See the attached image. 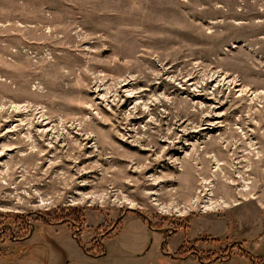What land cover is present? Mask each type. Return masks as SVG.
<instances>
[{
    "label": "rangeland",
    "instance_id": "1",
    "mask_svg": "<svg viewBox=\"0 0 264 264\" xmlns=\"http://www.w3.org/2000/svg\"><path fill=\"white\" fill-rule=\"evenodd\" d=\"M259 241L264 0H0V264Z\"/></svg>",
    "mask_w": 264,
    "mask_h": 264
},
{
    "label": "flooded vegetation",
    "instance_id": "2",
    "mask_svg": "<svg viewBox=\"0 0 264 264\" xmlns=\"http://www.w3.org/2000/svg\"><path fill=\"white\" fill-rule=\"evenodd\" d=\"M107 234H108V232H107L106 234H104V235H107ZM235 245H236V246L238 247V249L241 250V251H244V250L248 251L247 249L243 248V247L241 246V244H239V243H235ZM83 249H84V248H83ZM230 249H231V247L226 248V249H223V251H220V250H219V253H215V251H214V257H213V259H214V260H217V261H223V260H227V259H229L230 255H231V251H230ZM246 251H245V252H246ZM248 252L250 253V251H248ZM101 253H102V252H101ZM101 253L96 254V256L100 255ZM192 253H193V254H192ZM250 254H251V253H250ZM250 254H249V255H250ZM190 255H191V256H195L196 259H198V255H197V253H196L194 250H191ZM181 257H183V256H181ZM247 259H249V260L251 261V263L255 264L254 261H253V259H252V257H251V255H250L249 257H247ZM199 261L203 263L202 260H199ZM208 261H209V260H208ZM257 262H258V261H257ZM257 264H258V263H257Z\"/></svg>",
    "mask_w": 264,
    "mask_h": 264
},
{
    "label": "crops",
    "instance_id": "3",
    "mask_svg": "<svg viewBox=\"0 0 264 264\" xmlns=\"http://www.w3.org/2000/svg\"><path fill=\"white\" fill-rule=\"evenodd\" d=\"M106 246V245H105ZM250 246L251 247H248V250L250 251V253L251 254H258V253H256V252H259V253H262L263 252V250H255V248H257V247H259L260 246V241L259 242H251L250 243ZM106 248V247H105ZM105 248H104V251H105ZM254 252V253H253ZM104 254V253H103ZM263 254V253H262ZM90 255H93V254H90ZM96 255V254H95ZM102 255V254H101ZM98 256H100V255H98ZM239 258H246L245 256H239ZM247 259V258H246ZM232 261H233V259H232ZM248 261L251 263V261L248 259ZM223 263H226V262H223ZM253 264V263H252Z\"/></svg>",
    "mask_w": 264,
    "mask_h": 264
},
{
    "label": "trees",
    "instance_id": "4",
    "mask_svg": "<svg viewBox=\"0 0 264 264\" xmlns=\"http://www.w3.org/2000/svg\"><path fill=\"white\" fill-rule=\"evenodd\" d=\"M70 215L72 216V217H70V220H71V221H77V219H76L77 215H76V214H73V213H72V214H69L68 216H70ZM245 251H246V250L241 251V252L244 253L247 257H249L251 254H250L248 251H246V252H245ZM190 253H191V251H188V252L185 253V255H188V254H190ZM192 254H193V253H192ZM212 254H214V252H213ZM249 254H250V255H249ZM180 256H183V255H180ZM251 257H252L254 263L257 264V262H256L257 260L255 259V257H254L253 255H251ZM208 260H210V258H209ZM208 260H207V261H208Z\"/></svg>",
    "mask_w": 264,
    "mask_h": 264
}]
</instances>
